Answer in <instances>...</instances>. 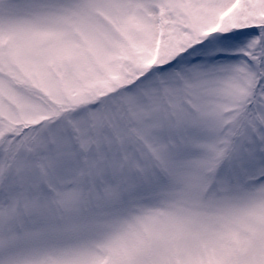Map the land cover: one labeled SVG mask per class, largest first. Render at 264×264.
Listing matches in <instances>:
<instances>
[{"label":"snow or ice","instance_id":"1","mask_svg":"<svg viewBox=\"0 0 264 264\" xmlns=\"http://www.w3.org/2000/svg\"><path fill=\"white\" fill-rule=\"evenodd\" d=\"M0 264H264V0H0Z\"/></svg>","mask_w":264,"mask_h":264}]
</instances>
